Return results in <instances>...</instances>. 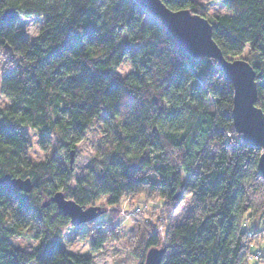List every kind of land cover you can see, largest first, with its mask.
I'll list each match as a JSON object with an SVG mask.
<instances>
[{
  "label": "trees",
  "instance_id": "trees-1",
  "mask_svg": "<svg viewBox=\"0 0 264 264\" xmlns=\"http://www.w3.org/2000/svg\"><path fill=\"white\" fill-rule=\"evenodd\" d=\"M161 1L204 17L224 58L253 68L264 114V0ZM7 10L17 18L2 20ZM31 19L41 27L28 41L17 23ZM0 52L9 55L0 77V96L8 100L0 108V178L33 184L30 193L0 185V264H92L59 237L73 227L68 217L52 203L42 207L41 199L56 192L84 208L101 197L107 207L132 205L135 196L161 201L153 214L162 224L138 213L129 232L138 264L157 247L164 250L160 264L258 259L251 220L264 216L261 150L235 132L233 87L215 60L191 57L136 0H0ZM124 61L131 70L118 80L112 73ZM100 117L106 144L70 189L69 153ZM27 131L51 153L45 160L28 157ZM179 209L186 211L180 223L166 221ZM85 224L88 250L96 253L109 230L95 220ZM29 233L37 241L32 250L13 245Z\"/></svg>",
  "mask_w": 264,
  "mask_h": 264
},
{
  "label": "rangeland",
  "instance_id": "rangeland-1",
  "mask_svg": "<svg viewBox=\"0 0 264 264\" xmlns=\"http://www.w3.org/2000/svg\"><path fill=\"white\" fill-rule=\"evenodd\" d=\"M195 1L199 4H205L210 0ZM152 22L153 19L150 16L145 17L144 23L151 24ZM17 26L26 32V39L29 41L40 29L41 21L39 19L19 20ZM247 55L248 50L245 49L241 57L245 58ZM8 59L9 55L0 52V77L8 71V67H6V63L9 62ZM130 70L131 66L127 61H124L112 74L116 79L122 80ZM7 104L8 100L0 96V108L7 106ZM106 129H108V126L103 122L102 117L96 119L87 130L83 140L75 146L73 163L71 165L72 170L70 172V189L73 188L74 181L77 177H83L88 173L93 156L102 152L107 139ZM27 135L29 137L28 157L30 160L40 162L51 155L50 152H44L41 150L37 144L35 134L32 131H27ZM54 158L62 167L65 168V166H68V162L63 158V153H55ZM63 194L66 199H69L65 193ZM105 200L106 197H101L92 205L99 207L103 211V214L94 220L98 222L99 225H103L104 230L110 231H108V236H106V242L102 245L99 251L96 253H90L88 250L89 240L84 233V231L88 230L86 224H82L77 229L73 227L63 228L60 231L59 237L68 252L82 255L87 254L91 256L92 264H138V259L131 254L129 232L137 222L135 219H139L137 215L138 213H142V215L146 216V219L152 215L154 216L152 219L153 221L162 224V216H155L153 214L154 212H161V201L151 198L147 203L143 197L135 196L132 205L128 206L123 200L119 206L107 207L105 205ZM44 201H47V199L42 198L40 203H43ZM144 204L148 206L146 209L142 207ZM138 207L140 210L144 209L142 210L143 212H138ZM185 214V209L176 210L171 215L166 214L168 217L166 221L170 224L180 223ZM251 222L253 223L254 228L258 230L254 243L258 245V250H260V253H258V259L255 260L258 262H254L256 264H264V226H262L264 225V216L258 215L257 217H254ZM110 227H112V229ZM88 234L89 233H87V235ZM81 241H83V243H81ZM12 243L15 247L21 250L30 251L36 245L37 241L31 238L29 233L24 237L14 238ZM157 248L160 249L159 247ZM254 262L249 264H254Z\"/></svg>",
  "mask_w": 264,
  "mask_h": 264
},
{
  "label": "water",
  "instance_id": "water-1",
  "mask_svg": "<svg viewBox=\"0 0 264 264\" xmlns=\"http://www.w3.org/2000/svg\"><path fill=\"white\" fill-rule=\"evenodd\" d=\"M136 1L158 18L173 40L191 57L209 58L217 62L233 87L231 118L234 130L241 135L244 144L261 150L257 168L264 178V114L256 107L257 86L253 68L244 59L224 58L212 40V28L204 17L188 10H171L161 0ZM17 16L16 12L7 10L2 15V20L7 21ZM73 157L74 151H70V167ZM0 185L26 193L33 189L30 179L13 178L10 175L0 178ZM50 203L54 204L62 215L68 217L73 227L88 223L103 214L99 207L79 206L73 200L66 199L62 192H56L49 200L43 202L42 207L45 208ZM163 255V249L151 248L146 251L143 264H160Z\"/></svg>",
  "mask_w": 264,
  "mask_h": 264
},
{
  "label": "built area",
  "instance_id": "built-area-1",
  "mask_svg": "<svg viewBox=\"0 0 264 264\" xmlns=\"http://www.w3.org/2000/svg\"><path fill=\"white\" fill-rule=\"evenodd\" d=\"M96 228H98V227L96 226ZM251 259H253L255 261V260H257V257L256 256H252Z\"/></svg>",
  "mask_w": 264,
  "mask_h": 264
},
{
  "label": "snow or ice",
  "instance_id": "snow-or-ice-1",
  "mask_svg": "<svg viewBox=\"0 0 264 264\" xmlns=\"http://www.w3.org/2000/svg\"><path fill=\"white\" fill-rule=\"evenodd\" d=\"M246 62V61H245ZM262 226H264V225H262ZM81 243H83V241H81Z\"/></svg>",
  "mask_w": 264,
  "mask_h": 264
}]
</instances>
